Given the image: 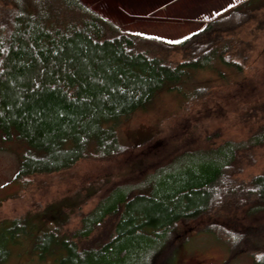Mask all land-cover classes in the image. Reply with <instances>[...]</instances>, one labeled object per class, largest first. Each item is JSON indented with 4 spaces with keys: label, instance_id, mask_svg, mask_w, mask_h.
Segmentation results:
<instances>
[{
    "label": "trees",
    "instance_id": "16d2710c",
    "mask_svg": "<svg viewBox=\"0 0 264 264\" xmlns=\"http://www.w3.org/2000/svg\"><path fill=\"white\" fill-rule=\"evenodd\" d=\"M263 28L264 0L241 1L179 43L125 30L82 0H0V147L17 138L30 150L18 181L124 153L122 121L158 93H176L184 109L205 100L211 91L194 84L197 73L249 79ZM255 111L246 140L185 150L117 185L73 235L63 227L41 233L33 255L52 264H158L178 225L224 209L264 211V171L239 178L242 156L264 146V114ZM76 198L80 210L86 198ZM27 224L35 226L32 215L14 219V232L0 229V264ZM104 228L103 241L85 245Z\"/></svg>",
    "mask_w": 264,
    "mask_h": 264
},
{
    "label": "rangeland",
    "instance_id": "374dc122",
    "mask_svg": "<svg viewBox=\"0 0 264 264\" xmlns=\"http://www.w3.org/2000/svg\"><path fill=\"white\" fill-rule=\"evenodd\" d=\"M82 1L125 30L179 41L244 0ZM120 3L128 11H121ZM258 36L247 65L252 69L249 79L235 72H228L226 80L210 71L197 73L194 84L211 93L188 109L182 108V97L176 93H158L146 109L122 121L119 135L126 150L113 159L86 160L64 173L18 181L29 145L17 138L2 144L0 229L13 230L14 219L28 215L35 225H26L17 238L19 244L10 246L4 264H52V260L40 263L33 255L32 241L47 229L63 227L73 235L81 217L117 185L141 179L185 150L246 140L255 131L254 111L264 114V28ZM172 59L181 60V53L173 54ZM239 168L244 170L241 180L262 173L264 146L243 155ZM77 196L86 198L80 210ZM109 233L104 228L85 245L98 244ZM158 264H264V211L249 215L243 209H224L180 224L172 231L169 248Z\"/></svg>",
    "mask_w": 264,
    "mask_h": 264
},
{
    "label": "crops",
    "instance_id": "0c3cea01",
    "mask_svg": "<svg viewBox=\"0 0 264 264\" xmlns=\"http://www.w3.org/2000/svg\"><path fill=\"white\" fill-rule=\"evenodd\" d=\"M122 6H124V4H121V3H120V9L122 8L121 11H124V10H125V11H128V10L124 9Z\"/></svg>",
    "mask_w": 264,
    "mask_h": 264
},
{
    "label": "snow or ice",
    "instance_id": "6c2138e0",
    "mask_svg": "<svg viewBox=\"0 0 264 264\" xmlns=\"http://www.w3.org/2000/svg\"><path fill=\"white\" fill-rule=\"evenodd\" d=\"M176 43H179V41H177Z\"/></svg>",
    "mask_w": 264,
    "mask_h": 264
}]
</instances>
